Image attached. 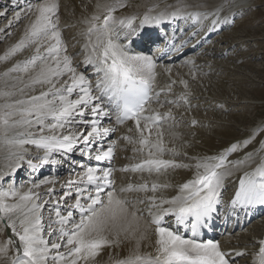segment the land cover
I'll use <instances>...</instances> for the list:
<instances>
[{"label": "snow or ice", "instance_id": "snow-or-ice-1", "mask_svg": "<svg viewBox=\"0 0 264 264\" xmlns=\"http://www.w3.org/2000/svg\"><path fill=\"white\" fill-rule=\"evenodd\" d=\"M10 3L15 8L19 0H10ZM125 6L123 0L97 3V11L83 19L86 27L80 35L84 39V71L78 70L79 65L73 64L75 57L67 54L56 0H36L35 7L30 3L22 10L35 12L34 19L26 26L21 41L4 59L24 47L33 44L36 47L31 58L11 69L21 73L31 70L33 75L27 81L23 76L16 78L12 86L15 91H0V99L4 100L0 105V147L7 150L4 158L8 172L15 175L25 164L31 171H36L45 165L66 163L72 159L70 154L76 151L94 159L97 166L80 164L79 180H69L63 186L68 190L58 198L50 188L47 193L50 199L43 202L32 188L38 189L54 180H29L32 188L23 193L14 185L0 190V223L12 234L7 242L0 244V259L6 264H89L103 247L118 246L121 237L134 241V246L127 257L116 260L115 264H238L218 242L200 239L199 233L205 228H214L215 214L221 212L224 179L230 172L220 170L227 169L229 164L237 168L245 163V160L227 161V153L246 147L255 138V133L243 145H232L217 156L198 158L194 165L177 163L174 158L165 159L169 153L174 155L176 152L175 148L166 147L161 132L162 121L172 118V112L144 114L146 105L153 99L151 92L157 62L152 55L136 52L133 48L137 44H155L146 28L182 18L185 14L178 6L175 11L165 10L156 15L150 8L139 18L138 26L134 24L138 17L132 16L119 20L120 27H114L113 13ZM8 10L5 6L0 16L6 15ZM219 12L218 7L211 12L188 13L187 16L193 20L201 15L205 19L215 16L212 20V30H215L221 22ZM20 18L21 14L17 12L16 21ZM41 47H44L43 53ZM170 70L169 67L167 71ZM174 83L167 85L169 91ZM180 83L187 89L186 81ZM36 86L44 90L38 95H30L29 90L34 91ZM163 91L155 93L160 107H164L159 99ZM74 95L75 99L72 98ZM166 103L178 105L172 100ZM112 115L116 116V126L132 121L138 133V139L127 135L120 138L128 144L139 145L132 151L138 153L140 159L119 171L161 176L170 168L194 167L193 178L179 185L177 194L170 198L155 195L161 188L169 187L155 181L150 187L145 182L117 188L113 176L117 169L111 166V161L118 141L110 139L117 127L103 126L105 118L112 123ZM153 128L155 139L150 138ZM128 130L131 132L132 128ZM27 145L34 146L42 155H30ZM246 159H251V154ZM73 163L79 162L73 160ZM6 175L0 174V180ZM73 190L74 203L68 204L67 197L72 196ZM148 191L153 195L146 199L130 200L125 195ZM9 198L13 202L5 203ZM49 203L54 204L48 211L54 212L56 219L49 220L47 227L51 231L45 234L41 213ZM62 203L64 208H61ZM138 204H145V207L139 208ZM256 206L264 207V157L253 170L241 176L224 214L239 216L243 212L248 215ZM168 217L174 222L168 221ZM181 227H190L191 236L183 235ZM149 232L155 236V255L141 252V241L150 239ZM10 246L16 253L12 257L8 255ZM244 254L236 251L234 255L241 257ZM255 257L253 264H264V239L258 241Z\"/></svg>", "mask_w": 264, "mask_h": 264}, {"label": "rangeland", "instance_id": "rangeland-1", "mask_svg": "<svg viewBox=\"0 0 264 264\" xmlns=\"http://www.w3.org/2000/svg\"><path fill=\"white\" fill-rule=\"evenodd\" d=\"M153 1L162 2V0H137L135 3L134 0H126L124 2L126 3V6L117 9V11L113 14L117 16H125L132 10V8H137L138 6L143 7L146 2L148 3ZM175 1L179 0H165V3H160L159 6ZM206 1L212 2L213 0ZM223 1L224 0H216V2ZM229 1L231 0H228L227 2ZM21 2H23V0H19V5ZM30 3L35 6L36 0H32L29 4ZM97 3L98 2L94 0H90V6L86 3L83 4V6H87V8L82 7V12L81 10L79 11L81 16H90L95 11ZM29 4L25 6L24 9H27ZM76 4L77 2L75 0H71L67 3V6L70 5L69 9H67V7H63L60 9V13H65V17L74 19L76 7H78ZM5 6H7L9 10L6 15L0 16V91H15V88H12V86L15 84L16 78L23 76L22 74H27L25 77L23 76V79L27 81L28 78L33 75V72L31 70L28 71L30 72L29 75L28 72H12L11 69L15 65L23 64L24 61L31 58V56L35 54L34 47L36 45L33 44L24 47L21 50H18L15 53L16 55H8V58L4 59L6 54H8L6 52H9L12 47L21 41L22 36L20 37L19 34L32 19L31 14L30 16L28 14L29 12H24L21 14L20 21L15 22L12 25V28L6 29L9 27V23L12 22L16 16L17 6L14 8L11 5L10 0L8 2L7 0H0V11L4 10ZM224 9L227 10V7ZM226 10L221 11V14H224V12L226 13ZM62 14H60V16ZM64 15L62 17H64ZM77 15L79 14H76V16ZM137 17L139 20L141 15H138ZM73 19H71V22ZM208 19L205 20L203 28L200 29L202 26V24H200L192 30L191 33L197 35V37L203 38L204 36L201 33L212 31V19H215V16H210ZM222 22L223 26L213 31V34H216L215 36L209 38L208 42L203 45L201 49L196 50L193 54H190L191 52L188 54L189 57L186 59H190L192 61L193 68L189 69L190 72L188 76H184V79H181L188 82L187 90L185 88H181V90L177 85V82H179L180 79L174 77L176 80L175 83L172 84L171 88L172 93H174L172 98H174L175 101H180L181 106L168 104L163 101L164 105H169V109L172 112V118L169 125H173V127L169 128L166 126V128L163 127L162 129L167 130V132L172 133V135L174 133V136L180 137V143L182 145L181 149L166 145L169 149L175 148L176 152L174 157L166 155L165 159L174 158L177 163L184 165H192L196 162V159L201 157L217 156L221 153H225V150L230 149L232 145H243L245 142H248L249 137L255 133V138L248 142L246 147L241 146L238 147L236 151L227 153V161L236 162L239 160H245V163L240 167H237L241 168V170L232 172L231 174L225 176L222 206H226L230 201L229 198L234 196L235 189L238 187L241 176H243L246 171L250 170L249 168L252 167L253 162H258L261 160V157H264V143H262L264 142V0H251V4L247 9L237 13L231 18L225 16ZM72 24L73 23L66 24V29L70 30V35L68 37L70 38V42L73 46L76 47V40L72 38L74 37L73 33L76 32V29L71 27ZM197 30L199 33H195ZM201 44H203V42H200V45ZM80 50H82V48L77 46L76 50L73 52V56L75 57V60H77L75 65H79L78 70L84 71V66H82V63L80 62L82 61V57H80L81 53H79L81 52ZM40 51L43 53L44 47H41ZM67 54H69L68 51ZM174 65L179 67L181 63L177 61ZM174 65L172 64V66ZM5 73H8V75L6 76ZM63 79H67V77ZM172 82L173 80L170 83ZM60 83H63V80H61ZM18 86L19 85H17V87ZM59 86L60 84H57V87ZM46 87L47 86H45V89ZM42 90L44 89L40 86H36L34 91L29 90V94L38 95ZM185 91H188V99L180 98L179 96ZM168 95L169 100H171L170 94ZM160 97H163V95L161 94ZM15 98L18 97H13V99ZM72 98L75 99L74 96ZM3 103L4 100H0V105ZM152 105L156 106L158 104L153 102ZM154 106L150 107V111L147 112L148 114L152 115L154 112L159 111ZM165 107L164 109L162 108V111L167 109ZM88 118L90 119V117ZM107 120L105 121L106 123L103 122L104 127H109V125L107 126ZM193 122H195V124H193ZM166 125L168 124L166 123ZM175 125L177 128H175ZM162 129L161 131H163ZM64 133L67 134V130H64ZM116 135L117 134H114V136L110 139L114 140ZM118 138L119 137L117 135L116 140H119ZM128 145L130 146V144ZM25 147L28 148L29 154L32 156L42 155V152H38L34 146L27 145ZM250 154L251 159H246ZM5 155L6 153H0V174L7 173L5 178L0 180V190H6L9 186L14 185L20 193L26 192L28 189L32 188V184L28 182L29 180H35L38 182L48 178H55L57 174V177L62 178L64 183L67 177L73 179L76 177L77 172L82 171V169H80V164L89 165L88 157L86 155L87 160L85 162L81 159V157H83V159L85 158L84 155L76 154L77 156L72 155V159L66 163H58L54 167L53 165L46 166L49 172H44V174L42 173V168H39L36 171H31L27 164H25V168L22 169L20 174L17 172L16 175H13L8 172L6 167L7 161L4 158ZM57 158L61 159L59 156ZM130 159L131 161L128 163L134 164L139 161L140 156L134 154L130 157ZM73 160L79 162L78 165L73 163ZM233 169L235 168L229 164L228 168L224 169V171H232ZM58 170H60V174L57 173ZM40 171L41 174L36 176V173ZM194 171V167L170 168L167 173L164 174V180H166V182L163 184H168V188L177 192L180 184L192 179L191 174H193ZM31 175L35 178L32 177L29 179ZM32 190L35 192V189L32 188ZM63 192L57 193L56 196L59 197L63 194ZM139 194L141 193L133 196L127 194V198L135 200V198L146 199L147 197H150V195L152 196L151 193L144 195ZM74 197L75 196H71L70 202L67 203H74ZM12 202L13 200L11 198L5 200V203ZM41 202L43 201L41 200ZM61 205H63L61 208L65 207L63 203ZM143 205L145 207V204H138V207L144 208ZM52 207H54L53 203L45 205L41 213L42 223L45 227V234L48 231H51V229H48L47 227L49 220L56 219L55 213H49L48 211V209ZM145 215H147L146 212ZM167 220L171 222L173 218L171 217ZM263 224L264 214L257 217V219L249 223V225H246L245 228L241 227L236 230H230L227 231L228 233L224 230L222 233H218V235L214 238V241L222 245V243L225 242L226 237H230V241H236L232 244L234 247L227 248L226 250L223 249V251L232 254L238 261V264H253L255 254L258 252V241L264 239ZM246 230L248 238H253L252 236H255V238H253V243L249 244L242 242L247 245L237 247V241H239V239L236 238V235L246 232ZM8 231L9 235L5 230L4 224L0 223V244L7 242L8 237L12 235L11 230ZM258 231H261V233L258 234ZM181 233L185 235L187 233V229L181 231ZM223 233L224 235H222ZM13 239H15V237H13ZM150 246L152 247L151 251L155 253V239ZM126 248L129 247H125V244L123 243H120L118 246H105L101 249L94 260L89 261V264L101 262L99 259H112L110 256L117 252H126ZM61 251H66V249L61 248ZM236 251H240L245 254L241 257H235L234 254ZM15 254L14 249L10 246L8 254L9 257L14 256ZM125 257H127V254L117 257L112 264H115L116 260H121ZM0 264H6V262L3 259H0ZM81 264H83V262H81Z\"/></svg>", "mask_w": 264, "mask_h": 264}, {"label": "bare ground", "instance_id": "bare-ground-1", "mask_svg": "<svg viewBox=\"0 0 264 264\" xmlns=\"http://www.w3.org/2000/svg\"><path fill=\"white\" fill-rule=\"evenodd\" d=\"M9 0H7V2H8ZM32 0H23V2H21V4L19 5V6H17V11H16V13L17 12H21L20 14H22V13H24L25 11H21V10H23L24 9V7L25 6H27L28 4H29V2H31ZM71 1V0H70ZM69 0H56V2L58 3V5H59V8H58V16H59V26H60V29H61V32H62V39H63V41H64V44L67 46V51L69 52V55H73V52L76 50V48H77V46H79V47H81L82 48V45H83V43H84V39H83V37L80 35V33L81 32H83L84 30H85V25L82 23V21H83V19L85 18V17H83V16H81V14H80V10L82 9V7H85V6H83V4H88L89 5V1L90 0H75L76 2H77V6L78 7H76V11H75V13H74V19L73 18H71V19H73L72 20V22H71V19L70 18H67V17H65V15L64 14H62V13H60V9H62L63 7H67V9H69V6L70 5H68L67 6V3H69L70 2ZM92 1V0H91ZM94 1H96V2H98V3H100V4H105V3H112L113 2V0H94ZM126 0H123V2H125ZM135 1V3L137 2V0H134ZM219 1V0H218ZM228 0H224L223 2H216V0H213L212 2H207L206 0H179V1H175V2H169V3H166V4H164L163 6H159L160 5V3H165V0H162V2H146V4H144V6L143 7H141V6H138L137 8H132V10L129 12V13H127L125 16H117V15H114L113 14V17H114V27H120V25H119V20H121V19H124V18H126V17H132V16H138V15H141V17L145 14V13H147L148 12V10L151 8V9H154V11L152 12V14L153 15H156V14H158V13H160V12H162V11H167V12H172V11H175L176 10V7L178 6V7H180L181 9H182V11H183V13L185 14L182 18H178V20H184L185 18H186V24H188V23H191V22H196V24H202V26H201V28H203L204 27V22H205V18L201 15V16H199L196 20H193L191 17H189V16H187V14L188 13H204V12H211V11H213V10H215V9H217L218 7H219V9H220V12H219V19H220V23L219 24H217L216 26H222L223 25V22H222V20L224 19V17L226 16V17H228V18H231V17H234L237 13H239V12H241V11H243V10H245V9H247L249 6H250V4H251V0H231V1H229V2H227ZM124 4H126V3H124ZM92 5H94V4H92ZM91 5V6H92ZM201 5H203V6H201ZM36 6V5H35ZM35 6H33V7H35ZM90 6V5H89ZM95 6V5H94ZM225 7H227V10L226 9H224ZM85 8H87V6L85 7ZM65 9V8H64ZM120 9V8H119ZM226 10V13L224 12V14H221V11H224V10ZM19 10V11H18ZM66 10V9H65ZM97 11V8H95V11L94 12H96ZM81 12H82V10H81ZM84 12V11H83ZM87 13V12H86ZM26 14V13H25ZM29 14V16H30V14H31V20H30V22L28 23V25L33 21V19H34V16H35V12H29L28 13ZM60 14H62L61 16H60ZM76 14H79V15H77L76 16ZM64 15V17H62ZM86 15H88V14H86ZM16 17V16H15ZM15 17H14V19L12 20V22H11V27H8V28H6V29H9V28H12V25L15 23V22H17L16 21V19H15ZM69 17V16H68ZM29 19V18H28ZM70 19V20H69ZM215 19H216V17H215ZM20 20H21V18H20ZM19 20V21H20ZM209 20V19H208ZM213 20V19H212ZM166 21H169V20H166ZM70 23H73L72 25H71V27H73V29L75 28L76 30V32L75 33H73V36L74 37H72L74 40H76V47H74L73 46V44L70 42V38L68 37L69 35H70V30H67L66 29V24H70ZM210 23V22H209ZM17 24V23H16ZM134 24L135 25H139V20L138 19H136L135 21H134ZM24 25H25V23H24ZM27 25V26H28ZM207 25V24H206ZM206 25H205V27H206ZM215 26V27H216ZM5 29V30H6ZM25 29H26V27L25 28H23V30L20 32V34H19V36L21 37H24V35H25ZM21 30V29H20ZM8 32V31H7ZM9 33V32H8ZM196 33V32H195ZM199 33V32H198ZM13 34V33H12ZM8 35V34H7ZM184 37H186V36H184ZM72 38H71V40H72ZM19 41V40H18ZM185 47L187 48V47H189V46H192L193 44L191 43H187V42H185ZM143 45H146L145 43L143 44ZM36 47V46H35ZM34 47V48H35ZM197 47H198V45H197ZM196 47V48H197ZM196 48H194V50L196 49ZM146 49V48H145ZM184 49V48H183ZM182 49V50H183ZM10 51V50H9ZM35 51V50H34ZM81 52H79V53H81V56L80 57H82V61H80L81 63L83 62V60H84V53H83V50H80ZM33 52V51H32ZM6 53H9V52H6ZM5 53V54H6ZM188 54L189 53H185V54H183L182 56H181V58H178V59H175V57L173 56V57H171L172 59H174V60H172V63L173 62H177V61H181V62H184V65H180L179 67H177V66H175L174 64V66H172L171 65V63H167L166 62V60H164V61H161V60H158V61H156L157 62V69H156V79H155V81H154V83L152 84V86L153 87H155V86H159L161 83H162V87L164 88L165 86H167L168 84H170V82L173 80V81H175L176 79H174V77L175 78H178V79H180V81H181V79L184 77V76H188V74H189V72H190V66H191V63H192V61L190 60V59H186V58H188L189 56H188ZM16 55V54H15ZM153 56V55H152ZM32 57V56H31ZM186 60V61H185ZM79 61V60H78ZM76 62H77V60H73V64L75 65L76 64ZM82 66H83V63H82ZM170 67V71H167V69ZM191 71H193V70H191ZM29 73V75H30V72H28ZM24 77L27 75H24V74H22ZM65 78V77H64ZM184 79V78H183ZM186 79V78H185ZM187 80V79H186ZM180 81L179 82H177V85L179 86V88L181 89V88H185L184 87V85H182L181 83H180ZM188 83V82H187ZM13 88V87H12ZM182 90V89H181ZM187 90V89H186ZM35 92H36V90H35ZM155 91H152V93H154ZM164 92V91H163ZM33 94H34V92H33ZM171 94V93H170ZM188 96V91H185V92H182V94L179 96L180 98H185V97H187ZM74 98H76L75 97V95H74ZM178 98V97H177ZM0 100H2V99H0ZM162 100L163 99H161V102H162ZM151 103H152V101H151ZM150 103V104H151ZM163 103V102H162ZM153 104V103H152ZM157 106V105H156ZM166 106V107H165ZM176 106H181V104H179L178 103V105H176ZM164 107L165 108H167V109H165L164 110V112L163 113H161L162 115L164 114V113H166V112H168V111H171L170 109H169V105H164ZM164 109V108H163ZM108 118H105V121L107 120ZM115 117L112 115L111 116V121H112V123L110 124V123H108L107 124V126L109 125V127H113V126H116L115 125ZM170 121H171V118H169V119H166V120H164V121H162V128L163 127H165L166 128V126H168L169 128L170 127H173V125H169L170 124ZM174 121V120H173ZM106 123V122H105ZM166 123L168 124V125H166ZM174 124V123H173ZM141 126H143V122H142V125ZM176 126V125H175ZM117 127V131L116 132H114L112 135H111V137H113L114 136V134H117L118 135V139L119 140H116L117 139V135L115 136V138H114V141H118V143H117V145H116V152H115V154H114V156H113V158H112V161H111V166L114 168V169H117V171H115L114 173H113V176L115 177V186L117 187V188H119L121 185H127V184H129V183H132V184H134V185H138V184H142V183H145V182H147L148 183V185H149V187L151 186V183L152 182H157V183H159V184H163L164 182H166V180H164V175H161V176H157V175H155V174H152V175H149L147 172H144V173H141V172H135V173H133V172H121V171H119L118 169H120V168H123V167H125V166H128V165H132V164H129L128 162L129 161H131V159H130V157L132 156V155H137V156H140L138 153H133V151H132V149H133V147L135 146V147H138L139 145L137 144V145H133V144H130L131 145V147L125 142V141H123V140H121L120 138L122 137V136H125V135H127V136H129V137H132L133 139H138V133H136V131H135V124H134V122H129V123H126V124H123V125H118V126H116ZM129 128H132V131L130 132L128 129ZM161 128V129H162ZM175 128H177V126L175 127ZM163 131H161L162 132V134H163V140H164V142H165V145H170V146H174L175 148H179V149H181V147H182V145H181V143H180V137H177V136H174V135H172V133H169V132H167V130H164V129H162ZM151 132H152V135H151V139H155L156 138V136H155V128H153L152 130H151ZM145 135H149V133L148 132H145ZM110 137V138H111ZM104 144H105V147H107V142L105 141L104 142ZM6 149L5 148H1L0 147V153H6ZM73 153H76V154H80L79 153V151H76V152H73ZM72 153V154H73ZM168 155H170L171 157H174V155L173 154H171V153H169ZM165 158V157H164ZM167 158V157H166ZM80 159V158H79ZM7 161V160H6ZM74 161H76V160H74ZM88 164L89 165H92V166H97V162L94 160V159H89L88 158ZM77 162V161H76ZM7 163V162H6ZM196 162H194L193 164H195ZM260 163V161H258V162H253V164H252V167L251 168H249L250 170L249 171H251V170H253L258 164ZM60 164H62V163H60ZM77 165H78V163H76ZM192 164V165H193ZM85 165V164H84ZM251 165V164H250ZM25 166V165H24ZM46 166H49V165H45V166H43L42 167V173L44 174V172H49V170L47 169V167ZM101 166H104V165H101ZM54 167V166H53ZM63 167H64V165H63ZM246 167V166H245ZM25 167H22L19 171H18V173L20 174V172L22 171V169H24ZM45 169V170H44ZM81 169V168H80ZM245 169V168H244ZM244 169H242V170H244ZM246 169H247V167H246ZM238 170H241V168H235V169H233L232 171H228V172H230V174L232 173V172H235V171H238ZM51 171V170H50ZM68 171V170H67ZM221 171H224V169H222ZM54 172H56V171H54ZM10 173V172H9ZM57 173L58 174H60L61 172H60V170H58L57 171ZM63 173H64V169H63ZM66 173V172H65ZM194 173H195V171H194ZM194 173L193 174H191V178H193V176H194ZM37 175L36 176H39L40 174H41V171L40 172H37L36 173ZM16 175V174H15ZM35 178L34 176H30L29 177V179H31V178ZM57 174H56V176H55V178H51V179H47V180H54V183H44L40 188H38V189H36V188H33V189H35V192H38L39 194H40V196H41V200L43 201V200H49L50 198H49V196L47 195V193H48V190L51 188V189H53L54 190V192H55V194H57V193H59V192H63V191H66V190H68L66 187H63V186H65L66 184H67V182L69 181V180H73V181H76V180H79V178H80V172H77V174H76V177L75 178H73V179H71L70 177H67L66 179H65V182L63 183V179L62 178H60V177H57ZM227 178V177H226ZM225 180V179H224ZM181 185V184H180ZM138 193H141V194H149V193H151L152 195H153V193L151 192V191H148V192H134V193H127L128 195L130 194V196H133V195H138ZM127 194H125L126 196H127ZM141 194H139V195H141ZM177 194V192H175V191H173V190H171L170 188H161L159 191H157L156 193H155V195L158 197V196H165V197H172V196H175ZM72 196H75V191L73 190V193H72ZM146 196H148V195H146ZM151 196V195H150ZM71 196H69V197H67V202L69 203L70 202V198ZM56 198H58V196H56ZM141 199V198H140ZM135 200H136V198H135ZM229 200H230V198H229ZM225 203V202H224ZM61 206H63V205H61ZM138 206V205H137ZM142 206V205H141ZM222 206V205H221ZM220 206V207H221ZM143 207H144V205H143ZM140 208V207H139ZM222 208V207H221ZM262 208H264V207H262ZM223 210V209H222ZM241 213H243V212H241ZM250 213L252 214V216L254 217V219H256L257 217H259V216H261L262 214H264V210L263 211H260V207H254L251 211H250ZM262 213V214H261ZM168 218H171V217H168ZM168 218H166V219H168ZM216 219V218H215ZM143 223V222H142ZM249 223V220H243V226H245V225H247ZM214 225H215V222H214ZM264 225V224H263ZM47 226V225H46ZM223 226H224V224H223ZM246 227V226H245ZM244 227V228H245ZM215 228V227H214ZM214 228H212V229H210V231L212 232L213 231V229ZM239 229V228H238ZM226 230H227V228H226ZM225 230V232H227ZM190 232H191V230H189ZM241 231V230H240ZM220 232H222V230H220ZM217 233V232H216ZM228 233V232H227ZM227 233H226V235H227ZM230 233V232H229ZM261 233V231H258V234H260ZM149 236H150V239H148V240H144V241H141V252L142 253H151L152 255L153 254H155L154 252H152L151 251V249H152V247L150 246L151 245V243L153 242V240L155 239V236H154V234L153 233H151V232H149ZM191 235L190 234H188L187 233V235H186V237H190ZM199 236H203V234H202V232H200L199 233ZM215 237V236H214ZM250 237V236H249ZM253 238H255V236H252ZM111 238V237H110ZM236 238L237 239H239V241H237L238 242V246L237 247H240V246H244V245H247V244H243L242 242H246V243H253V238H248L247 237V230H246V232H243V233H239V234H237L236 235ZM203 240H204V238H203ZM213 240H214V238H213ZM240 240H241V242H240ZM248 240V241H247ZM226 242V243H225ZM225 242H223L222 243V245H220V247H221V249L223 250H226L227 248H232V247H234L232 244H234L236 241H230V237H226V239H225ZM121 243H123V244H125V247H129V248H126V252H117V253H115V254H113L112 256H110V257H112V259H109V260H101V259H99L101 262H95L94 264H112V263H114V260L115 259H117V257H120V256H122V255H128L129 254V251H130V249L134 246V241H132V242H129V241H126V240H124L123 239V237H121ZM230 244V245H229ZM226 245H229V246H226ZM235 249H236V247H235ZM231 250V249H230ZM233 253V252H232ZM255 259H256V257H255Z\"/></svg>", "mask_w": 264, "mask_h": 264}, {"label": "water", "instance_id": "water-1", "mask_svg": "<svg viewBox=\"0 0 264 264\" xmlns=\"http://www.w3.org/2000/svg\"><path fill=\"white\" fill-rule=\"evenodd\" d=\"M7 234L9 235V231L7 230Z\"/></svg>", "mask_w": 264, "mask_h": 264}]
</instances>
